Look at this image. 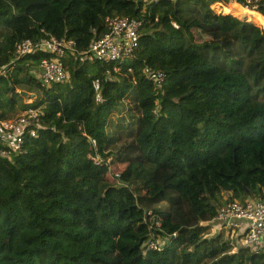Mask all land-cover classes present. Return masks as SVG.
<instances>
[{
    "label": "trees",
    "instance_id": "obj_1",
    "mask_svg": "<svg viewBox=\"0 0 264 264\" xmlns=\"http://www.w3.org/2000/svg\"><path fill=\"white\" fill-rule=\"evenodd\" d=\"M250 3L0 0V67L41 30L83 51L106 16L141 21L118 71L66 58L68 79L44 87L34 53L0 75V120L19 88L43 112L23 152L0 156V264H264L214 220L264 192V0Z\"/></svg>",
    "mask_w": 264,
    "mask_h": 264
},
{
    "label": "built area",
    "instance_id": "obj_2",
    "mask_svg": "<svg viewBox=\"0 0 264 264\" xmlns=\"http://www.w3.org/2000/svg\"><path fill=\"white\" fill-rule=\"evenodd\" d=\"M140 1L148 4L156 0ZM247 2L250 3V0ZM104 22L107 31L93 39L89 47L83 51L77 49L72 39L58 38L41 30L43 33L41 37L27 38L14 45L12 58L0 67V75L7 72L20 58L34 53L48 55L30 69V73L44 87L68 79L66 58L113 63L116 71L120 70L121 65L136 54L141 21L114 15L106 16ZM143 74L156 85L157 89L161 88L165 78L162 71L145 67ZM42 115L41 109H25L12 118L1 119L0 156L11 159L13 155L22 153L25 139L38 136ZM214 220L217 222L215 227L231 235V238L234 237L235 243L240 240L243 247L255 254L264 252V192L243 202L237 199L227 201L218 209ZM149 246L156 248L154 243H150Z\"/></svg>",
    "mask_w": 264,
    "mask_h": 264
},
{
    "label": "rangeland",
    "instance_id": "obj_3",
    "mask_svg": "<svg viewBox=\"0 0 264 264\" xmlns=\"http://www.w3.org/2000/svg\"><path fill=\"white\" fill-rule=\"evenodd\" d=\"M218 1H220V2H222L223 4H226V3H233L235 6H240V7H242V8H245V9H249V10H253V11H256V7H255V5L254 4H251V3H249V2H247V0H227V1H222V0H218ZM210 7V6H209ZM219 7H220V5H218V6H216L214 9H215V11H217L218 9H219ZM211 8V7H210ZM211 9H213V8H211ZM258 12V11H257ZM195 36H200V38H197L198 40H206V39H208V40H211L212 42H220L221 40H222V38L220 39V38H213L212 36L211 37H209V36H207V35H203V34H194ZM237 53V52H236ZM22 90V88H19L18 90H17V92L18 91H21ZM28 93V92H27ZM34 98H35V96L33 95V93H30L29 92V95L27 96V97H20V96H17V102H16V108L13 110V111H11L10 113H9V117L10 118H12V117H14V116H16L18 113H20L21 111H22V109H21V106L24 104V103H31L33 100H34ZM225 196L226 195H224V194H222V195H219V197L221 198V202H223L224 201V199H225ZM162 206H163V204H162ZM218 231L216 230V229H214V228H212V230H211V234L212 235H214V234H216ZM223 233H224V236L227 238L228 237V239H230V240H232L233 242H234V244H235V238L234 237H232L231 238V235H228L226 232H224L223 231ZM159 243H162V241H159ZM239 243H241V241L239 240V242H238V244ZM233 251H236V248H233Z\"/></svg>",
    "mask_w": 264,
    "mask_h": 264
},
{
    "label": "bare ground",
    "instance_id": "obj_4",
    "mask_svg": "<svg viewBox=\"0 0 264 264\" xmlns=\"http://www.w3.org/2000/svg\"><path fill=\"white\" fill-rule=\"evenodd\" d=\"M238 8H240L245 14L246 13H254L255 12L253 10L245 9V8L240 7V6H238Z\"/></svg>",
    "mask_w": 264,
    "mask_h": 264
},
{
    "label": "water",
    "instance_id": "obj_5",
    "mask_svg": "<svg viewBox=\"0 0 264 264\" xmlns=\"http://www.w3.org/2000/svg\"><path fill=\"white\" fill-rule=\"evenodd\" d=\"M220 13V12H218ZM221 14V13H220ZM18 94H20L21 96H24V97H27L29 95V93H27L26 91L24 90H21V91H18Z\"/></svg>",
    "mask_w": 264,
    "mask_h": 264
}]
</instances>
